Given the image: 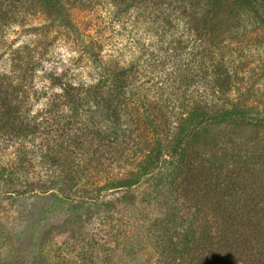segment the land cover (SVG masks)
I'll return each instance as SVG.
<instances>
[{"label":"trees","instance_id":"obj_1","mask_svg":"<svg viewBox=\"0 0 264 264\" xmlns=\"http://www.w3.org/2000/svg\"><path fill=\"white\" fill-rule=\"evenodd\" d=\"M99 1L0 0V58L8 64L0 71V140L8 143L0 142V183L13 189L0 187V195L51 193L77 213L90 198L72 199L64 189L129 194L146 185L181 194L185 175L208 166L216 175L228 169L233 179V200L223 209L242 208L240 179L264 165V155L205 158L198 149L209 145V124L264 125V108L239 86L236 46L248 26L264 27V0H103L108 22L123 30L124 44L111 54L103 51L108 29L93 33L79 18L85 4ZM61 42L71 54H56ZM60 62L69 63L61 73L50 69ZM136 128L146 134L145 150L134 147ZM128 143L140 152L127 154ZM10 144L17 146L4 158ZM210 183L228 188L220 179ZM157 221V264L179 263L191 246L204 255L210 237L203 224L197 230L198 219L182 243Z\"/></svg>","mask_w":264,"mask_h":264},{"label":"rangeland","instance_id":"obj_2","mask_svg":"<svg viewBox=\"0 0 264 264\" xmlns=\"http://www.w3.org/2000/svg\"><path fill=\"white\" fill-rule=\"evenodd\" d=\"M99 2L100 6L85 4L79 10V18L82 27L89 26L93 33L99 25L108 29L106 37L103 34L107 40L103 51L111 54L113 45L124 44L120 35L123 34L122 24L111 25L104 12L109 6L103 0ZM235 25L243 26L241 23ZM247 28L243 38L236 43L240 48L239 65L244 66L239 86L251 94L254 104L261 109L264 108V27ZM21 40L24 39L20 37ZM55 51L60 57L71 54L63 42ZM68 64L60 62L50 69L61 73ZM7 65L5 58H0V71L7 69ZM35 108L36 105L33 110ZM123 119L129 121V118ZM206 131L209 145L198 149L205 158L213 154L227 157L235 154L246 159L264 155V125L214 123L209 124ZM145 137L146 134L142 135L136 128L132 138L134 147L139 145L141 150L147 149ZM0 142L4 147L8 144ZM17 144L22 146L24 142ZM16 146L8 145L4 158H10ZM124 148L129 155L133 151L140 152L130 143ZM195 167H191L195 169L193 172L185 175L187 184L181 194L172 189L153 190L146 185L133 187L129 194L125 190L98 193L82 187L64 189V195L68 194L72 199L90 198L77 213L71 212L68 204L53 202L51 193L19 197L2 194L0 264H157L159 250L155 240L161 226L156 222L157 218L164 220L179 243L183 242L193 218L198 219V222L193 221L197 230L203 224L209 233L204 255L193 253L191 246L189 255L179 263L175 260L176 264H264V199H261L264 197V165L248 170L247 174L239 171L243 173L240 181L244 187L240 186L235 192L243 187L244 195L238 198V206L242 208L234 212L223 209L224 201L233 200L230 196L233 179L228 177V169L216 175L208 166ZM218 179L227 184V190H211L210 182H218ZM0 187L5 191L13 190L2 183ZM250 203H258L261 208L249 209ZM195 235L198 238L197 231ZM196 256L199 258L193 260Z\"/></svg>","mask_w":264,"mask_h":264}]
</instances>
